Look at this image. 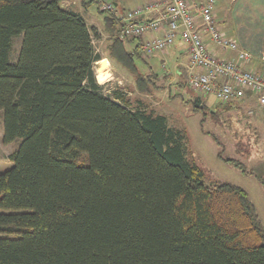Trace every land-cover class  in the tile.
I'll return each instance as SVG.
<instances>
[{"label": "trees", "instance_id": "obj_1", "mask_svg": "<svg viewBox=\"0 0 264 264\" xmlns=\"http://www.w3.org/2000/svg\"><path fill=\"white\" fill-rule=\"evenodd\" d=\"M64 1L0 0L2 142L19 139L0 173V264H264L248 192L205 183L165 115L103 91L92 31ZM98 10L106 57L152 94L162 75L137 66L142 39Z\"/></svg>", "mask_w": 264, "mask_h": 264}, {"label": "rangeland", "instance_id": "obj_2", "mask_svg": "<svg viewBox=\"0 0 264 264\" xmlns=\"http://www.w3.org/2000/svg\"><path fill=\"white\" fill-rule=\"evenodd\" d=\"M86 1H91L86 7L82 0H67L62 6L82 13L92 31L96 52L105 61L103 68L99 64L102 59L94 66L97 82L103 86V91L108 95H112L113 91L125 93L132 109L144 103L149 110L165 115L167 125L182 134L185 157L203 170L204 182H231L243 187L264 226V184L258 178L264 177V115L256 99L250 97L256 104L247 111L246 103L229 106L211 93L195 90L188 83V62H183V69L176 68L175 61L161 59L160 56L164 55L160 52L148 58V63L139 58L136 60L141 71L150 73L154 70L162 75L156 82L159 87L152 94L140 93L126 71L106 57L107 34L103 32V14L98 10L101 1L105 0ZM22 40L23 34L13 38L12 62L17 59ZM134 45L129 44V48ZM197 97L203 101L202 107H196L197 103L194 102ZM256 109L260 112H255ZM2 138L3 111L0 110V173L14 165L9 155L19 144V139L4 144ZM218 152L224 158L238 161L247 173L220 159Z\"/></svg>", "mask_w": 264, "mask_h": 264}, {"label": "built area", "instance_id": "obj_3", "mask_svg": "<svg viewBox=\"0 0 264 264\" xmlns=\"http://www.w3.org/2000/svg\"><path fill=\"white\" fill-rule=\"evenodd\" d=\"M215 2L201 0L191 5L190 0H154L121 11L114 0H105L100 7L116 15L120 23L119 38L142 39L140 50L147 58L165 52L180 37L187 45L188 83L193 89L211 93L221 102L244 98L251 93L264 115V76L241 65L251 54L219 31L213 14ZM148 13H156V16L142 17ZM198 17L210 39L223 49L236 51L237 60L218 58L207 49L198 28Z\"/></svg>", "mask_w": 264, "mask_h": 264}, {"label": "crops", "instance_id": "obj_4", "mask_svg": "<svg viewBox=\"0 0 264 264\" xmlns=\"http://www.w3.org/2000/svg\"><path fill=\"white\" fill-rule=\"evenodd\" d=\"M114 1L119 10L127 11L129 9L144 6L146 3L154 0ZM198 1L201 0H190V3L191 5H194V3ZM80 14L83 16L82 13ZM213 14L216 25L222 35L236 41L242 49L250 52V59L242 60L241 65L246 69L264 76V0H216ZM145 16L153 17L156 16V13L142 15V17ZM197 19L198 28L201 31L207 49L218 58L225 60H237V52L229 49H223L214 43L210 39L208 33L205 32L202 19H200V17ZM160 53L165 56H163L164 58L160 56L161 59L165 60V58H169L170 60L175 61L174 67L176 68L181 67V69H183V62L189 63L187 45L180 37L175 40L173 46L168 48L165 52ZM179 71L180 73L182 72L180 69ZM250 97H253V99L255 98L251 93H249L244 98L225 102V104H228L229 106H237L246 103L248 104V111L253 104H256ZM258 111L259 110L257 109L255 110V112Z\"/></svg>", "mask_w": 264, "mask_h": 264}, {"label": "water", "instance_id": "obj_5", "mask_svg": "<svg viewBox=\"0 0 264 264\" xmlns=\"http://www.w3.org/2000/svg\"><path fill=\"white\" fill-rule=\"evenodd\" d=\"M104 59H105V58H104ZM104 62H105V61L102 59V61H101V60L99 61V64L102 66V65L104 64Z\"/></svg>", "mask_w": 264, "mask_h": 264}, {"label": "bare ground", "instance_id": "obj_6", "mask_svg": "<svg viewBox=\"0 0 264 264\" xmlns=\"http://www.w3.org/2000/svg\"><path fill=\"white\" fill-rule=\"evenodd\" d=\"M105 65L103 64L102 66H101V68H103Z\"/></svg>", "mask_w": 264, "mask_h": 264}]
</instances>
